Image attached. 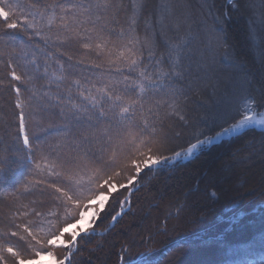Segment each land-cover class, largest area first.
<instances>
[{
    "label": "snow or ice",
    "instance_id": "snow-or-ice-1",
    "mask_svg": "<svg viewBox=\"0 0 264 264\" xmlns=\"http://www.w3.org/2000/svg\"><path fill=\"white\" fill-rule=\"evenodd\" d=\"M226 3L227 10L218 8L217 0H62L43 10L25 12L18 4L0 0V24L5 35L19 31L28 36L22 57L13 55L7 46L0 47V62L6 63L10 80L16 82L13 91L18 98V138L22 145L31 151L32 137L40 141L42 135L46 137L52 131L37 124L30 133L31 113L25 109L33 108L37 93L27 101L19 99L29 91V82L44 79L47 83L38 97L40 106L45 110L55 107L62 117L90 129L84 140L99 135L111 147L98 165L83 163L51 173L63 180V186L55 182L50 185L63 216L50 212L48 215L58 217V223L48 220L50 227L45 232L44 220L15 222L32 214L43 217V213L29 211L27 206L17 209L12 220L16 230L0 233V264H44L46 260L50 264H71L79 241L95 231V221H100L110 199L132 189L142 172L189 160L223 137H238L257 128L264 132V111L258 110L252 94L258 87L264 97V73L258 78L246 58L232 57L225 28L232 19L231 12L245 17L249 47L254 48L264 69V0L258 4L255 0ZM121 14L124 25L113 41L109 24ZM69 41L104 57L117 73L127 75H123V81H93L72 73L60 61H54L57 66L52 67L46 49ZM221 52L230 73L217 68ZM121 83L123 87H118ZM221 91H226L231 100L226 109L215 102ZM162 110L191 130L184 144L170 148V139L159 136L150 125L149 116L158 118ZM138 117L140 124L136 123ZM104 121L115 124L119 131L101 129ZM181 135L175 133L176 138ZM8 160L7 154H0V165ZM41 160L50 169L56 167L47 156ZM35 167L40 169L41 163L36 162ZM85 172L87 188L82 175ZM122 173H127L126 182L117 183L116 177ZM131 195L128 192L118 202L120 209L111 214L112 222L124 215L123 204L131 205ZM258 264H264V254Z\"/></svg>",
    "mask_w": 264,
    "mask_h": 264
},
{
    "label": "trees",
    "instance_id": "trees-1",
    "mask_svg": "<svg viewBox=\"0 0 264 264\" xmlns=\"http://www.w3.org/2000/svg\"><path fill=\"white\" fill-rule=\"evenodd\" d=\"M9 2L18 4L27 12L43 10L44 7L60 3L62 0H9ZM255 2L258 4L260 0ZM217 7L227 10L226 0H217ZM230 15L232 19L225 25L229 51L233 58L237 56L246 58L249 67L259 78V74L264 73V69L260 66L261 62L254 48L249 47L245 17L235 12H231ZM123 25V14L115 23L109 24L113 41L117 40L116 33ZM55 31L53 29V32ZM27 39L28 36L19 31L5 35L0 24V47L7 46L8 51L13 55L19 53L21 57L23 56L21 49L26 47L24 41ZM41 47L43 48V45ZM46 51L51 57L49 64L52 67L57 66L54 61H60L72 73L93 81H123V75H127L126 72L123 75L117 73L115 68L106 63L104 57H98L94 52L88 53L76 41H69L62 46L57 42ZM223 56V52L217 56L219 61L217 68L224 73H230L231 69L224 63ZM81 60L84 61L83 64L79 63ZM20 63H23L22 59ZM0 82H2L0 83V154H7L9 157L6 165H0V233L16 230L12 220L14 213L22 206H27L29 211L35 209L44 215L37 217L32 214L29 217H20L15 222L23 224L31 220L39 223L44 220L42 226L47 232L50 227L47 224L48 220L53 224L58 223V217L48 214L56 212L62 217L64 212L60 202L56 200V193L50 187L54 182L63 186V180L51 173L75 168L83 163L98 165L101 157L106 158L111 147L99 135L95 137L89 135L88 139L84 140L82 137L86 131H91L90 129L62 117L55 107L45 110L40 106L41 101L38 97L47 81L34 79L26 85L29 91L23 92L19 98L27 101L33 92L37 93V98L32 100L33 108L25 109L26 112L31 113L30 133L37 124L52 131L46 137L42 135L40 141L32 137L33 146L29 151L18 138L19 109L16 107L18 98L13 91V84L16 82L10 80L7 65L3 62H0ZM117 86L123 87V84ZM224 87L227 88V84ZM252 94L260 109L264 108V97L261 96L259 88L257 87ZM215 102L220 108L226 109L231 100L226 91H221L215 97ZM149 121L150 125H154L157 134L161 137L169 136L175 147L190 139L191 130L182 127L177 119L169 117L166 110H162L158 118L149 116ZM136 123L140 124L139 117ZM100 127L111 129L113 133L119 131L115 124L107 121L102 122ZM176 132H181L182 135L176 138ZM245 150H248L246 152L249 153L250 160L253 152L257 157L261 156L259 163L264 178V132L256 130L247 131L219 145L204 149L193 161L186 165H177L172 171L163 168L145 170L136 183L137 189L132 192L131 205L123 204V209L128 206L129 209L111 226V214L119 211L118 202L124 200L131 189L115 194L107 204L105 212L101 214L100 221L96 222V232L79 241V250L74 251L71 264H132L136 260H140L137 264H161L176 248L186 249L199 245L205 251L209 249L210 253L197 264H258L260 256L264 254L261 252V249H264V210L259 215H251L249 219L239 221L235 230H227L223 222L218 221V215L207 221L203 218V212L198 215L202 219L201 225L196 223L198 217H194L193 220L197 224L194 228L188 227L186 230L177 228L175 231L169 229L178 211L187 203L199 198L201 194L207 193L213 177L216 178L224 168L232 165L231 159L235 157V153ZM85 152L87 156H84ZM26 156L29 158L25 159ZM42 156H47L48 161L54 162L56 167L51 169L47 167L41 160ZM36 162L41 163L40 169L35 167ZM248 172L242 171V174H238L239 184L248 179L245 178ZM255 172L258 174L260 171L255 169ZM82 175L87 188L88 174L85 172ZM125 175L127 173L116 177V182H126L121 179ZM255 180L257 181L256 176ZM262 184L264 185V181L257 182L255 187L261 189ZM247 192L236 188L231 192L229 199H239ZM213 214L217 212H212L211 215ZM204 234L205 236H201ZM41 235L43 236L44 233ZM8 239L16 243L15 238ZM0 243H3V239H0ZM121 256L124 257L123 260L120 259ZM151 256L154 257L152 262L145 259Z\"/></svg>",
    "mask_w": 264,
    "mask_h": 264
},
{
    "label": "rangeland",
    "instance_id": "rangeland-1",
    "mask_svg": "<svg viewBox=\"0 0 264 264\" xmlns=\"http://www.w3.org/2000/svg\"><path fill=\"white\" fill-rule=\"evenodd\" d=\"M257 103V102H256ZM258 110L264 111V108H261L257 104ZM256 131L262 132L260 129H255ZM247 132V131H246ZM242 135V134H241ZM169 138V136H166ZM235 137H230L228 139L222 140V142L218 144H212L210 146H206L204 149L213 147L215 145H219L224 141L230 140ZM170 139V138H169ZM182 140V139H181ZM179 142V141H177ZM181 143V142H180ZM184 144V143H182ZM169 147H175V143H169ZM204 149L202 151H204ZM202 151L198 152L194 157L186 161H180L175 165L166 164L161 165L154 169H167L172 171L177 165H186L187 163L193 161ZM245 150L243 152L235 153V157L232 165L230 167L224 168L221 173L213 177L212 182L209 184V191L205 194H201V196L186 205H184L181 210L178 211V214L175 216L173 222L171 223V227L169 228L172 231H175L177 228L188 229V227L194 228L195 225H201L202 220L198 215L203 214V218H206L208 221L211 217H215L218 215V221H222L227 228V230H235L237 228V223L242 221L243 219H249L251 215L260 214L264 210V185L262 184V188H256L257 182L264 181L263 176L261 175V164L259 161L261 160V156H256L255 152H253L252 160L249 158V153ZM255 169H258V174L255 172ZM242 171H249L245 178H248L242 184H239L238 174ZM172 173V172H171ZM254 173L256 175H254ZM242 174V173H241ZM256 176L257 181H254V177ZM219 178V180H217ZM124 181V177L121 178ZM241 189L243 191H248L245 196L237 199H229L231 192L234 190ZM137 189L136 184L130 190V192H134ZM109 203V202H108ZM107 206V205H106ZM97 211H99V206H96ZM129 209V206L124 209V212ZM206 211V212H205ZM219 211V212H218ZM217 212V214L211 215V213ZM198 217V221L194 222L193 218ZM97 221H95L96 223ZM115 222L111 223L113 226ZM168 229V230H169ZM96 230V228H95ZM164 231H167L164 229ZM171 231V232H172ZM96 231L92 232L95 233ZM229 232V231H227ZM200 236V235H199ZM201 236H205L201 235ZM209 249L206 251L202 249V246H194L189 248L181 249L180 247L176 248L173 253L169 256V258L161 264H197L198 261L203 259L205 256L209 254ZM154 257H146L147 261L153 260ZM140 260L133 261L132 264H137ZM44 264H50V261L46 260Z\"/></svg>",
    "mask_w": 264,
    "mask_h": 264
},
{
    "label": "water",
    "instance_id": "water-1",
    "mask_svg": "<svg viewBox=\"0 0 264 264\" xmlns=\"http://www.w3.org/2000/svg\"><path fill=\"white\" fill-rule=\"evenodd\" d=\"M228 138H230V137H223V138H221L220 141H217V142H215L214 144H218V143L222 142V140H225V139H228Z\"/></svg>",
    "mask_w": 264,
    "mask_h": 264
}]
</instances>
